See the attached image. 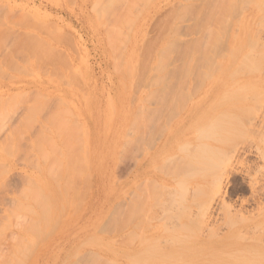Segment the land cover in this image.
I'll return each instance as SVG.
<instances>
[{
    "label": "rangeland",
    "instance_id": "374dc122",
    "mask_svg": "<svg viewBox=\"0 0 264 264\" xmlns=\"http://www.w3.org/2000/svg\"><path fill=\"white\" fill-rule=\"evenodd\" d=\"M263 72L264 0H0V264H264Z\"/></svg>",
    "mask_w": 264,
    "mask_h": 264
},
{
    "label": "bare ground",
    "instance_id": "6f19581e",
    "mask_svg": "<svg viewBox=\"0 0 264 264\" xmlns=\"http://www.w3.org/2000/svg\"><path fill=\"white\" fill-rule=\"evenodd\" d=\"M251 69H252V68H251ZM204 70H205V69H204ZM240 70L242 71L243 69H240ZM240 70H238V69H237V70L234 69V71H236L237 73H239L238 71H240ZM256 70H257V69H256ZM260 70H263V69H260ZM211 71H212V70H211ZM244 71H245V70H244ZM244 71L242 72V74L244 73ZM196 72H197V71H196ZM204 72H205V71H204ZM213 72H214V71H213ZM236 72H233V73H236ZM251 72H252V70H251ZM251 72H248V73H251ZM255 72H256V71H255ZM255 72H254V73H255ZM206 73H207V71H206ZM245 73H246V72H245ZM245 73L243 74L244 76H246ZM260 73H261V72H260ZM263 73H264V72H263ZM209 74H210V73H209ZM211 74H212V73H211ZM239 74H241V73H239ZM246 74H247V73H246ZM203 77H204V76H203ZM246 79H247V78H246ZM230 81H231V80H230ZM230 81H228L227 78L222 77V76H220V77H216V78H215V82H214V83H215V87H216L217 90H219L220 88H222V86H224L227 82H230ZM240 81H241V80H240ZM243 81H244V80H243ZM245 83H246V82H245ZM241 84H242V82H241ZM241 90H242V89H241ZM219 94H220V93H219ZM219 94H218V95H219ZM218 95H217V96H218ZM217 101H218V100H217ZM220 101H221V100H220ZM218 135H222V134H218ZM223 136H224V135H223ZM223 136H222L221 138H223ZM225 144H226V143H225ZM223 145H224V144H223ZM232 147H233V146H232ZM221 151H222V150H221ZM218 152H220V151H218ZM220 154L223 155V152L220 153ZM222 155H221V156H222ZM220 158H221V157H220ZM222 162H223V161H222ZM227 162H228V161H227ZM227 162L224 163V164H227ZM227 165H228V164H227ZM227 165H226V166H227ZM229 165H230V164H229ZM184 166H185V164H184ZM72 167H73V166H72ZM72 167H71V169H72ZM222 167H223V168H222L223 170L220 168V169H221L220 172H222V171L224 172V171H225L224 165H223ZM227 167L230 169L229 166H227ZM230 170H231V169H230ZM228 171H229V170H228ZM223 172H222V174H223ZM222 174L219 173V175H218V173H217L216 175H218V176L215 175V176H216V183L214 182V185H216V184H217V186L220 185V184H218V182L221 183V181H222V180H221V179H222V178H221ZM225 174H226V173H225ZM220 175H221V176H220ZM227 175H228V173H227ZM212 177H213V176H212ZM223 177H224V176H223ZM227 177H228V176H227ZM214 180H215V177H214L213 181H214ZM219 180H220V181H219ZM213 181H211V182H213ZM219 187H220V186H219ZM221 205H222V208H221V209H223V208H225V207H226V209H228V208H227V207H228L227 204H226V206H224V207H223V204H221ZM221 205H220V206H221ZM222 211H223V210H222ZM228 211H229V210H228ZM201 213H202V212H201ZM201 213H200V216H202V214H203V213H202V214H201ZM226 214H228V212H226ZM230 214H231V213H230ZM203 215H204V214H203ZM242 217H244V216H242ZM242 217H241V218H242ZM251 217H252V216H251ZM251 217H250V218H251ZM241 218H240V221L242 220ZM200 219H203V218L200 217ZM237 219H238V218H237ZM244 219H245V218H243V220H244ZM256 219H257V218H256ZM256 219H255V218H254V219H251L248 223H249V224H252V223H254V222L256 221ZM226 220H227V219H226ZM235 220H236V219H235ZM238 220H239V219H238ZM243 220H242V222H239V221H238V222H239V223H243ZM227 221H230L229 223H230L231 225H233V223H234V222L232 223V221L230 220V218H229V220H227ZM244 221H246V220H244ZM247 221H248V220H247ZM247 221H246L245 223H247ZM216 222H217V221H216ZM216 222H215V223H216ZM236 222H237V221H236ZM239 223H237V224L234 223V225H238ZM216 226H217V225H216ZM210 228H211V227H210ZM217 229H218V228H215V230L213 229V231L211 230V233H209V231H208V233H209L208 235H213V236H215V238H216L219 242L223 241L225 238H227V236H230V235L232 234L231 231H225L224 233L220 234V233L218 232L219 230H217ZM231 236H232V235H231ZM224 252H225V250H224ZM215 253H216V252H215ZM188 255H193V256H194V251H190V252L188 253ZM191 257H192V256H191ZM205 260H206V259H205ZM188 263H189V262H188ZM224 263L227 264L228 262H225V261H224ZM205 264H223V263H221V262H219V261L216 260V262H212V263H211V262H206ZM228 264H229V263H228Z\"/></svg>",
    "mask_w": 264,
    "mask_h": 264
},
{
    "label": "crops",
    "instance_id": "0c3cea01",
    "mask_svg": "<svg viewBox=\"0 0 264 264\" xmlns=\"http://www.w3.org/2000/svg\"><path fill=\"white\" fill-rule=\"evenodd\" d=\"M38 261L52 262V261H54V259H53V255H52V254H47V253H45V254H43L42 256L39 255V258H38V256H37V257H35V258L32 260V262H34V264H36V262H38Z\"/></svg>",
    "mask_w": 264,
    "mask_h": 264
}]
</instances>
